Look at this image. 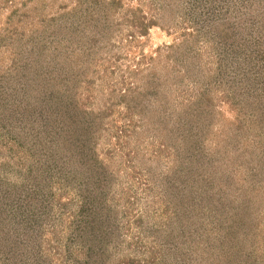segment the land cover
Listing matches in <instances>:
<instances>
[{"label":"trees","instance_id":"16d2710c","mask_svg":"<svg viewBox=\"0 0 264 264\" xmlns=\"http://www.w3.org/2000/svg\"><path fill=\"white\" fill-rule=\"evenodd\" d=\"M42 5L34 6L38 15L32 23L24 20L22 28L0 34V51H9L12 59L9 67H0V264H163L166 257L182 264L188 253L193 258L199 250L195 243L200 234L198 213L214 212L208 206L217 197V223L212 215L211 228L204 229L217 231L220 237L215 264H264V0L179 1L175 10L182 21L171 26L183 27V38L166 46L163 66L159 64L163 59L153 57L148 69L132 71L141 80L119 94L127 110L123 118L132 126L130 132L125 127L130 138L139 127H150L158 115L152 99L173 106L170 92L162 88L168 79L175 78V84L196 78L200 89L186 102L185 111L171 119V135L175 144L181 143L180 157L189 156L188 162L196 166L194 175L202 178L193 188L195 195L173 190L177 209L162 226L149 230L162 240L150 258L139 257L135 249L137 256L130 257V246L140 237L134 235L127 243L130 221L125 222L115 200L121 172L109 160L113 154L104 158L98 150L100 138L111 130L107 119L117 104L106 101L95 109L87 100L96 79L102 77L95 75L90 55H97L98 40L106 39V49L116 44L112 41L115 20L108 8L117 11L124 1L78 0L58 18H48ZM173 14L178 16L176 11ZM123 15L115 27L127 26L129 42L160 25L142 8H128ZM90 27L95 31L85 34ZM201 44L217 61L206 80L194 74ZM157 51L162 53V48ZM214 86L227 91L237 117L209 149L207 134L216 116ZM135 115L142 120L134 119ZM159 115L170 116L166 111ZM117 120L111 119L113 125ZM136 153L130 147L128 165L137 166ZM204 159L223 170L202 168ZM228 168L242 172L235 181L237 190L241 188L235 197L229 190L232 181L226 182ZM201 182L204 194L200 196L196 190ZM199 196L207 198L208 205L197 212ZM123 251L129 255L120 256ZM200 259L202 264L209 260Z\"/></svg>","mask_w":264,"mask_h":264},{"label":"rangeland","instance_id":"374dc122","mask_svg":"<svg viewBox=\"0 0 264 264\" xmlns=\"http://www.w3.org/2000/svg\"><path fill=\"white\" fill-rule=\"evenodd\" d=\"M77 1L78 0H0V34L16 26L22 28L25 23L24 20L28 23H32L33 17L38 15L34 10V6L37 3L45 4L44 6L42 5V9L46 12L48 18L53 16L58 18L59 13L63 11L64 8H74ZM123 1L124 7L120 6L117 11L108 8L109 15L115 20V23L113 22L112 25L116 32V36L112 38V41L116 44H113V48L107 47L106 49V47H104L106 39L98 40L94 48L96 50L99 49L97 55H90L93 60V68L96 69L95 75H97V77L102 75V77L96 79V83L92 87L93 89L87 100L90 103V107H94L95 109L103 107L106 101L110 104L112 102H116L117 104L115 106L116 112L107 119V121H110L111 130L107 129L102 138H100L98 150L104 158L110 157L113 154L114 158L109 160L116 163L113 167L120 169L121 172L115 183L117 187L115 200L119 202L118 206L121 213L124 215L125 222L130 221V223L126 224L127 226L130 225L126 227L128 234L127 243L132 242L135 236H137V238L140 237L139 241L135 239L136 242L134 241L131 246L129 245L132 250L130 257L133 258L137 256V254L133 252L135 249L138 255H140L139 257L143 258L144 254L146 257L150 258V256L154 254L152 252L153 248H155L157 252L162 246V240H160L156 234L155 237L150 235L149 230L155 225L156 228L162 226V224L167 221L169 214L177 209L175 205L176 196L173 190L176 194L180 191L183 195L185 193L186 196L195 195V190H193V188L199 183L198 179L202 178L194 175L196 166L188 162L189 156L182 155L180 157L179 148L177 146L181 145V143L178 145L175 144L176 141L171 135V129L174 125L171 119L178 116L182 109L184 110L186 102L191 101L192 98L194 99L196 93H198L200 89L197 85L196 78L189 83H187L185 79L177 80L175 84V78L171 81L170 79L172 78L168 79L166 84H163L162 88L170 92L171 101L174 103L173 106L164 105V100L152 99L151 102L154 105L155 114H158L155 115L154 121L152 120V122L149 123L151 124L150 127L152 130L149 126L145 129L139 127L137 133L129 138L125 131V127H127L130 132L132 126L130 127L127 125V121L123 118V114H125L127 110L125 104L119 102V94L124 91L128 85H133L134 83L138 84L139 80H141V75L131 74L132 71L134 72L135 69H148V67L155 62L153 57H160L163 61L159 64H164V59L169 50L166 46L180 42L183 38L181 35L185 30L180 26L176 28L171 26L177 23L180 24L182 21L181 16L178 15L179 10H175V8L179 1L183 0ZM161 3H167V6H162ZM128 8L134 10L142 8L148 18L156 17L160 25L164 24V26L155 25L151 27L150 33L146 37H138L137 39H133L132 42H129L127 41V26H124L120 30H117L115 27L117 22L123 20L124 11ZM172 10L176 11L179 17L176 16V18H173L175 16ZM23 12H28L29 14L21 17L20 15H22ZM106 23H109V21H106ZM100 24L102 27L103 24ZM94 31V27L85 28V34L93 33ZM201 46L202 56H198L197 64L199 67H197L195 63L196 69L194 70V74L196 75L199 73L198 77H203V80H206L205 78L208 74L213 75V72L217 68V61L215 54L209 51L205 45L201 44ZM159 47L162 48V53H158L159 51H157V49ZM174 54L177 55V52ZM10 61H12V59L9 51L1 50L0 67H9L11 64ZM201 82L203 81H199L200 84ZM212 91L214 93L213 113H215L216 116L209 129V133L207 132L209 142L207 141L206 145L209 149L215 146V142L220 138L222 132L227 129L237 117V110L228 102L226 96L227 91L218 86H214ZM162 109L169 113L170 118L168 116L159 115L164 112ZM175 109L177 112H175ZM158 116H160L159 120L157 119ZM114 118L118 120L113 125L111 119ZM135 118L140 119V121L142 120V118L137 115H135L134 119ZM122 127L124 128V133L119 132ZM120 145H124L125 147H121ZM130 147L137 152L135 154L137 157L134 159L137 163L136 167L128 165L126 162V158L129 159V156H131L128 155ZM203 162L202 168L208 167L210 168L209 171L211 169L223 170L221 166L214 167L212 162L208 161L206 163L205 159ZM234 169L236 168L226 169L228 171L226 176H229L226 182L229 180L232 181L229 190L232 191L230 194L235 197L241 189L239 188V190H237L235 181L238 175L241 176L242 172L238 171L239 173H236ZM205 170L207 171V169ZM216 183H219V181H216ZM202 185L203 182L200 183L198 190H196V193L200 196L204 194V186ZM206 193H209L207 189ZM200 196L198 197V202L201 200V204L197 212L200 211L201 206L208 205L207 198L202 199L204 196ZM216 201H218V197L215 199L213 198L210 202L212 204L208 206L209 208L212 205L213 211L215 210L214 212L209 214L208 211L202 210L200 216L198 213L200 234L195 237V243L199 245V250L193 258L191 256L192 254L188 253L185 256V260H183L184 262L180 260L182 264H187L191 259V264H200V257L203 258L204 256L209 260H207L208 262L204 261L203 264H215V257L218 258V248H220V237L216 235V229L214 233L205 231L204 229L206 226H209L207 227L208 229L211 228L208 219L210 216L212 217V215L213 219L215 217V213L218 210ZM179 210H181V208H179ZM139 215L142 216L140 217V219H142L140 223L137 219ZM121 222H123V220ZM216 223L217 221L215 224ZM262 223L264 229V222ZM263 238L264 233L262 239ZM261 246H264V241L261 242ZM126 248H128V244ZM126 255H129L126 251L120 253L122 257ZM181 256L179 255L178 258L182 259L183 257L181 258ZM166 259L167 260H165L163 264H177V262L171 263L172 258L170 260L169 257H166Z\"/></svg>","mask_w":264,"mask_h":264}]
</instances>
